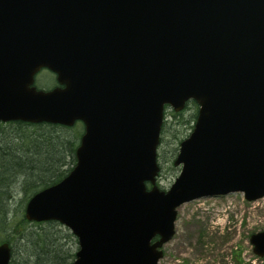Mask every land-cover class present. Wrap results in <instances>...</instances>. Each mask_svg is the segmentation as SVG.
<instances>
[{"label": "water", "instance_id": "1", "mask_svg": "<svg viewBox=\"0 0 264 264\" xmlns=\"http://www.w3.org/2000/svg\"><path fill=\"white\" fill-rule=\"evenodd\" d=\"M43 67L49 90L33 84ZM190 99L180 171L161 189L164 106ZM77 120L75 165L24 214L70 230L69 264H158L181 204L263 197L264 0H0V121ZM249 242L264 255V229ZM10 250L0 243V264Z\"/></svg>", "mask_w": 264, "mask_h": 264}, {"label": "trees", "instance_id": "2", "mask_svg": "<svg viewBox=\"0 0 264 264\" xmlns=\"http://www.w3.org/2000/svg\"><path fill=\"white\" fill-rule=\"evenodd\" d=\"M196 113L194 101L187 102L181 112L165 111L159 158L161 147L169 142L174 144L172 154L175 155L177 145L184 137L183 129L185 126L192 128ZM168 116L172 120L167 119ZM30 127L38 128V132L30 131ZM81 130L80 123L67 127L50 123L0 122V241L11 243L16 235L13 243L16 248L9 264H68L73 259L76 238L55 221L26 220L24 205L29 192L32 194L58 181L74 165V151ZM167 138L170 140L165 141ZM62 165L67 167L62 168ZM19 191L24 193L25 201L21 197L23 207L17 206ZM66 238L74 241L70 248Z\"/></svg>", "mask_w": 264, "mask_h": 264}, {"label": "rangeland", "instance_id": "3", "mask_svg": "<svg viewBox=\"0 0 264 264\" xmlns=\"http://www.w3.org/2000/svg\"><path fill=\"white\" fill-rule=\"evenodd\" d=\"M45 70L36 74L35 83L40 87L48 88L53 86L54 78ZM167 119L172 120L170 116ZM34 127H30L29 130L38 132V128ZM7 128L8 126L4 129ZM190 130L189 126H185L184 137ZM168 140L170 138L165 141ZM171 144V142L167 143L160 150L161 170L158 183L162 188L169 187L178 173L177 168L171 165L172 151L175 150L174 144ZM23 195L22 191L18 192L17 206L23 207L25 201ZM30 195L29 192L28 196ZM21 197L24 201H21ZM262 229H264V196L248 201L241 192H236L183 203L177 208L175 233L163 245V256L158 264H264V256L257 257L249 242L250 233ZM66 240L70 248L74 241L72 238ZM9 245L12 256L16 246L12 241Z\"/></svg>", "mask_w": 264, "mask_h": 264}, {"label": "bare ground", "instance_id": "4", "mask_svg": "<svg viewBox=\"0 0 264 264\" xmlns=\"http://www.w3.org/2000/svg\"><path fill=\"white\" fill-rule=\"evenodd\" d=\"M16 206V205H15ZM18 208V207H17ZM15 239H16V235H15V237H12V239H11V241L13 242V243H15Z\"/></svg>", "mask_w": 264, "mask_h": 264}]
</instances>
